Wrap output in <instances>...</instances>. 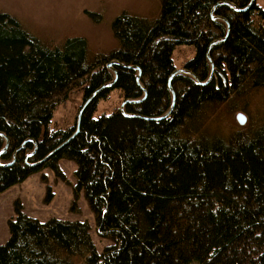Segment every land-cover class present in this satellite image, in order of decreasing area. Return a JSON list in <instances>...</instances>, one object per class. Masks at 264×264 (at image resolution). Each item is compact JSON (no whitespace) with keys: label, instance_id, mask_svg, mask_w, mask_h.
I'll use <instances>...</instances> for the list:
<instances>
[{"label":"trees","instance_id":"obj_1","mask_svg":"<svg viewBox=\"0 0 264 264\" xmlns=\"http://www.w3.org/2000/svg\"><path fill=\"white\" fill-rule=\"evenodd\" d=\"M154 1L155 14L122 10L101 50L81 34L37 37L0 7V192L44 167L65 177L59 159H72L76 199L84 190L99 235L113 240L99 251L88 221H42L17 198L0 264H264V6ZM213 8L230 24L225 38ZM179 46L193 48L183 62L193 74L172 77L173 100ZM112 60L123 64L109 84ZM95 91L78 131L76 115L51 124L74 94L78 113ZM113 91L146 96L125 104L135 115H96ZM236 109L250 123L224 132L220 115Z\"/></svg>","mask_w":264,"mask_h":264},{"label":"rangeland","instance_id":"obj_2","mask_svg":"<svg viewBox=\"0 0 264 264\" xmlns=\"http://www.w3.org/2000/svg\"><path fill=\"white\" fill-rule=\"evenodd\" d=\"M264 6V0H259ZM0 7L19 17L25 27L37 37L60 38L67 33L84 35L92 49H107L114 44L112 23L124 9L139 14H155L158 5L154 0H0ZM85 10L93 12L92 19ZM191 46H179L174 50V62L177 68L191 57ZM81 101L78 94L54 112L51 124L62 125L78 117L77 106ZM122 99L113 91L109 99L100 100L96 115L110 112L113 107L121 106ZM79 112V111H78ZM243 112L245 124L241 125L237 114ZM255 116L256 109H252ZM251 112L240 109L224 110L219 124L224 132L250 123ZM212 126H215L212 123ZM59 164L65 177L57 176L51 167H44L30 174L24 180L14 183L0 192V244L9 238L8 219L15 216V200L19 198L24 211L42 221L56 217L68 220H86L90 224V234L97 249L102 251L113 243L109 237H101L97 231L96 215L92 210L84 190L76 199L74 185L77 182V162L60 158ZM50 194V198L48 195Z\"/></svg>","mask_w":264,"mask_h":264},{"label":"water","instance_id":"obj_3","mask_svg":"<svg viewBox=\"0 0 264 264\" xmlns=\"http://www.w3.org/2000/svg\"><path fill=\"white\" fill-rule=\"evenodd\" d=\"M254 1H255V0H251V2L248 4L247 7L251 6L252 3H253ZM219 3H228V4L230 3V4H231V2H229V1H219L218 4H219ZM247 7H246V8H247ZM235 8L238 9V7H237L236 5H235ZM213 11H214V8L211 10V15H212L213 17L223 19L224 21L227 22V26H228V28H227V34L223 37V38H225V37L228 35V33H229V30H230V24H229L227 18H225L224 16L215 15V14L213 13ZM215 41H216V40H214L213 42H215ZM213 42H212V43H213ZM212 43L210 44V46L212 45ZM208 56H209V54H208ZM210 62H211L212 69H211V73H210L209 78H208L207 80H205V81H201V80H199V79L194 75V76L197 78V81H198V82H200V83H207V82H209V81L211 80V78H212V76H213V73H214V63H213V61H212L211 59H210ZM116 63H117V64H123L122 62H120V61H118V60H112V61H110V62L108 63V66L111 67V68L113 69L114 73H115V77H114V79H113L109 84L113 83V82L115 81V79L117 78V71H116L115 68L112 67V64H116ZM131 67H132V68H135V69H139V67H138L137 65H131ZM181 72H183V73H190V74H193L191 71H189V70L186 69L185 67L176 68V69L172 72V74H171L170 77H169V85H170V87H171V89H172L173 100L175 99V93H174V90H173V87H172L171 79H172V77H173L176 73H181ZM140 74H141V71H140V69H139V72H138V74H137V79H139ZM95 93H96V91H95L94 93H92V95H91L87 100H85V102L82 104V106H81V108H80V110H79V112H78V128H77V131L79 130L80 120H81V116H82L83 110H84L85 107L88 105L89 101L94 97ZM145 96H146V92H145L144 96H143L142 98H140V99H129V98H128V99H125V100L122 102L121 106H120L121 111H122L123 113H125L126 115H135V114H133V113H127V112L125 111V109H124L125 104H126L127 102L143 100V99L145 98ZM173 105H174V102H173V104H172V107H173ZM172 107H171V108L169 109V111H168L166 114H164L162 117H164L165 115H167V114L171 111ZM159 118H161V117H159ZM237 119H238V121H239V123H240L241 125L245 124V116H244V113H243V112H239V113L237 114ZM77 131H76V132H77ZM6 140H7V139H6ZM48 156H49V155H48Z\"/></svg>","mask_w":264,"mask_h":264}]
</instances>
